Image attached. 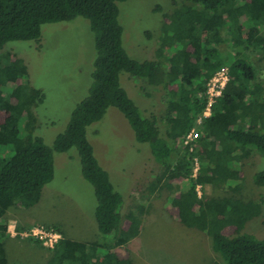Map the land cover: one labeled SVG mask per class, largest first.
Wrapping results in <instances>:
<instances>
[{"label":"trees","instance_id":"obj_1","mask_svg":"<svg viewBox=\"0 0 264 264\" xmlns=\"http://www.w3.org/2000/svg\"><path fill=\"white\" fill-rule=\"evenodd\" d=\"M126 1L0 0V48L11 42H37L43 25L77 17L89 22L94 35L91 87L72 111L66 130L55 138L53 151H77L83 177L97 199V229L112 238L109 243H80L65 238L58 227L41 224L62 235L45 264H134L118 259L115 252L139 235L151 202L128 211L130 225L123 231L122 197L86 136L88 127L109 108L124 116L136 142L149 147L161 168L149 195L168 192L163 207L175 210L181 226L210 240L215 255L210 264H264V239L244 232L250 220L264 219V199L242 198L238 171L252 154L264 157V0H177L163 27L175 23L174 32L170 38L167 34L168 42L161 43L153 59L142 62L129 57L123 47L118 4ZM221 68H228V83L210 117L197 124L206 105L207 83ZM121 74L137 80L142 91L146 86L163 92L164 114L146 117L121 86ZM26 75L23 64L0 57V264H8L6 212L36 205L54 176L52 151L33 135V109L44 96L28 85ZM192 129L199 138L180 147L177 142ZM253 184L264 187V170L253 175ZM208 185L223 195L199 197L196 188Z\"/></svg>","mask_w":264,"mask_h":264},{"label":"rangeland","instance_id":"obj_2","mask_svg":"<svg viewBox=\"0 0 264 264\" xmlns=\"http://www.w3.org/2000/svg\"><path fill=\"white\" fill-rule=\"evenodd\" d=\"M177 3V0H129L118 4L123 47L129 57L140 62L155 57L162 44L168 42L167 34L170 38L174 32L175 23L163 27ZM95 55L94 35L89 22L81 17L43 25L37 42H11L0 48V57L8 56L12 62L25 66L28 85L44 96L42 104L33 109L36 119L33 135L52 151L54 160L53 179L42 189L39 202L29 209L12 207L6 215L11 214L7 215L8 220L17 219L28 225L58 227L66 231L68 238H85L84 243H109L112 235H103L97 229V199L83 177L77 151H53L55 138L66 130L72 111L89 92ZM119 79L135 105L142 106L146 117L159 118L164 114L163 92L146 86L142 91L137 80L127 74H121ZM3 118L4 114L0 113V121ZM159 126L164 132V125L159 123ZM86 136L99 165L122 197V223L129 224L130 209L140 202H151L146 206L148 215L142 223L147 230L140 233L142 238L122 248L128 259L134 264H210L214 261L210 240L181 226L173 219L175 210L168 205L163 207L164 203L168 204V192L149 195V185L160 177L161 168L153 162L149 147L136 142L117 109L109 108L100 121L88 127ZM263 170L264 157L257 153L241 163L238 171L243 179V199H264V187L253 184V175ZM202 193L207 197L223 195L211 185L200 187ZM150 222L155 226L153 231ZM244 232L264 239V219L260 216L250 220ZM4 244L8 264H44L51 256L50 251L35 242L5 240Z\"/></svg>","mask_w":264,"mask_h":264},{"label":"built area","instance_id":"obj_3","mask_svg":"<svg viewBox=\"0 0 264 264\" xmlns=\"http://www.w3.org/2000/svg\"><path fill=\"white\" fill-rule=\"evenodd\" d=\"M229 75L228 68H221L207 83L206 89V105L201 115L198 116L196 123L201 124V122L210 117L213 105L222 96V91L224 90L226 84L228 83ZM199 138V133L192 129L183 139H180V146L185 148L191 146ZM191 148V147H190ZM198 170V163H195L194 175ZM197 194L200 197V186L196 188ZM7 234L9 237L14 238L19 241L33 240L41 244L44 248L52 251L58 242L62 239V235L46 226L32 224L28 227L18 230L17 226L14 224H9L7 226Z\"/></svg>","mask_w":264,"mask_h":264},{"label":"crops","instance_id":"obj_4","mask_svg":"<svg viewBox=\"0 0 264 264\" xmlns=\"http://www.w3.org/2000/svg\"><path fill=\"white\" fill-rule=\"evenodd\" d=\"M17 209V208H16ZM169 213V212H168ZM7 215H11L10 213H8ZM7 215H5V219H6V222H7V224L9 225V224H14L15 226H17V227H28L29 225L27 224V223H24V222H22V221H19V220H17V219H7ZM171 216H172V213H171ZM173 219H176V215H175V217H174V215H173ZM178 222V221H177ZM7 225V226H8ZM129 225H130V223L129 224H125L124 222L122 223V230L123 231H127L128 230V228H129ZM146 224L145 223H142V225H141V229H140V233L141 232H143V231H146L147 230V227L145 226ZM149 226H151V229H152V231H153V229L155 228V226H154V224L152 223V222H150V225ZM62 232L64 233V235H65V238H68V234L66 233V231H63L62 230ZM140 233H139V235L137 236V237H135V239H133L132 241H130L127 245H129L130 243H132L133 241H135L137 238H142V235H140ZM69 240H72V241H76V242H80V243H84V242H86V239L85 238H68ZM6 240H15V241H18V242H27V241H19V240H16V239H14V238H11V237H8V238H6ZM4 246H5V244H4ZM40 246L43 248V249H46V248H44L41 244H40ZM126 246V245H125ZM125 246H121L120 248H118V250L115 252L116 253V256L118 257V259H125V258H128V255H126L125 253H122V252H124L123 250H122V248H124ZM98 247H102V245L101 246H98ZM210 248V247H209ZM4 249H5V247H4ZM49 251V250H48ZM117 252H119L120 253V255H118L117 254ZM50 253V255L52 254L51 252H49ZM123 254H124V256H123ZM49 257V256H48ZM46 258V257H45ZM50 258V257H49ZM48 258V259H49ZM47 259V260H48ZM47 260L45 261V263L47 262ZM44 263V264H45Z\"/></svg>","mask_w":264,"mask_h":264}]
</instances>
